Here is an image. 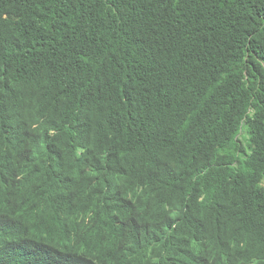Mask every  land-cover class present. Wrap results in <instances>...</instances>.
I'll use <instances>...</instances> for the list:
<instances>
[{
  "label": "trees",
  "instance_id": "1",
  "mask_svg": "<svg viewBox=\"0 0 264 264\" xmlns=\"http://www.w3.org/2000/svg\"><path fill=\"white\" fill-rule=\"evenodd\" d=\"M0 264H264V0H0Z\"/></svg>",
  "mask_w": 264,
  "mask_h": 264
},
{
  "label": "rangeland",
  "instance_id": "2",
  "mask_svg": "<svg viewBox=\"0 0 264 264\" xmlns=\"http://www.w3.org/2000/svg\"><path fill=\"white\" fill-rule=\"evenodd\" d=\"M245 142V145L247 146V142L246 141H244Z\"/></svg>",
  "mask_w": 264,
  "mask_h": 264
}]
</instances>
